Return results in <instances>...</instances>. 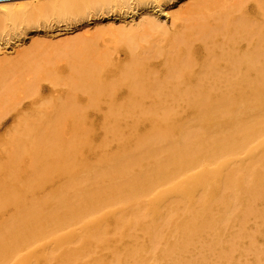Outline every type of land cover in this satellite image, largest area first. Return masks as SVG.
<instances>
[{"label":"bare ground","instance_id":"bare-ground-1","mask_svg":"<svg viewBox=\"0 0 264 264\" xmlns=\"http://www.w3.org/2000/svg\"><path fill=\"white\" fill-rule=\"evenodd\" d=\"M167 2L0 0V38L12 41L0 40V132H35L32 186L73 169L68 152L92 114L150 123L144 135L112 126L115 147L87 180L4 218L0 264H240L239 242L254 247L253 223H264L251 200L264 204V0H175L173 11ZM107 35L124 44L112 59L99 45ZM53 71L63 73L58 90L45 85ZM61 132L70 141L47 140ZM141 202L146 210H133ZM12 203L0 188V211ZM202 238L209 256L192 253Z\"/></svg>","mask_w":264,"mask_h":264},{"label":"rangeland","instance_id":"rangeland-1","mask_svg":"<svg viewBox=\"0 0 264 264\" xmlns=\"http://www.w3.org/2000/svg\"><path fill=\"white\" fill-rule=\"evenodd\" d=\"M175 2V0H169L167 2L168 4L164 5L166 8H170V6ZM191 1V0H189ZM171 2V3H170ZM176 6H173L170 8L171 11L175 9ZM252 7H248V9L243 8L242 11L248 13L249 15L253 16L255 13L252 11ZM215 10V9H214ZM214 10H209L208 13H212ZM175 11V10H174ZM33 30H29L26 33V36H21V39L23 41H26L29 37L33 36L35 32H32ZM32 34V35H30ZM44 34V33H40ZM48 36V34H46ZM107 38V41H100L99 45H101L102 49H106L105 55L108 56L105 58L112 59V57H115L116 51H122L124 48L123 42L115 41L114 36L107 35L105 36V39ZM116 38V37H115ZM6 39V40H5ZM0 38L1 45L3 47H6L11 44L12 41L8 40V38ZM117 40V38H116ZM121 40V39H120ZM120 42V43H118ZM8 43V44H7ZM247 47V46H246ZM120 48V49H119ZM115 49V50H114ZM204 54V52H201ZM200 53V54H201ZM108 54V55H107ZM201 54V55H203ZM193 55L198 56V53H193ZM200 55V56H201ZM204 56V55H203ZM202 56V57H203ZM63 62V61H62ZM61 63V61L59 62ZM65 63V62H64ZM110 61H105L104 65H108V67H103L106 70H110L111 64ZM56 67V66H55ZM54 70V69H53ZM66 70V69H65ZM64 70V71H65ZM67 71V70H66ZM65 71V72H66ZM56 71L50 72V80L49 82L46 81L45 85L49 87L51 90H55L59 88V84L61 83V78L59 76H62L61 74H55ZM67 74V73H65ZM53 76V78H52ZM60 78H58V77ZM251 79L254 77L253 73H250ZM56 78V79H55ZM55 79V80H54ZM60 81V83H59ZM105 84L110 82V79L108 77L104 78L103 81ZM58 90V89H57ZM46 94L48 92H45ZM53 101H55L53 99ZM108 102H102L101 106L104 109H108ZM174 105V104H172ZM44 106V105H43ZM39 108V106H38ZM44 108V107H42ZM35 108H30L28 111H31L32 113L36 112L34 111ZM158 115H160L158 113ZM124 116V115H123ZM123 116H109L105 115V117H98L96 114H92L88 119V125L87 128L79 132L77 136L75 137L77 144L75 146L74 152H68V157L71 154V158L73 159L74 167L73 169L66 171L65 174H57L58 177L53 176V182L52 183H45L43 186H32V181L36 179V174L38 173V168L34 169L31 166V160L26 155L25 151L28 149H32L36 146L35 144V136L34 133H29V131H9L8 133L5 132L1 134L0 132V188H5L6 192L8 193L9 197H15L16 198V204L13 206V203L9 207H4L0 211V222L8 217L11 214H17L22 211H39L40 209L37 208L36 203L39 202L40 199L53 196L56 191V188H61L64 185L66 186V183H69V181L72 182H83L87 180V177L90 176V173L94 170L96 166H100L102 163V157H103V151L104 148H114L116 144V140L114 137H112L113 132L112 126L116 131H123V132H130L131 129H133L134 132L139 133L140 135L146 134L150 128V123L147 122V120L144 121H137L133 122L134 120L131 119V116L123 117ZM137 116V115H135ZM32 116L28 115L26 117V120L30 121L32 120ZM11 125V120L8 123ZM14 123H12L13 125ZM188 125L194 126L193 121H189ZM53 139H59V141H70V134L61 132L60 135L56 138L55 136H49L47 137V140H53ZM68 148L71 149V144H65ZM87 145H91L93 147V151L90 150V152L86 151ZM92 151V152H91ZM5 160L6 162H4ZM7 184H4V183ZM61 186V187H60ZM80 186V185H79ZM63 189V188H62ZM55 192V193H54ZM77 192V191H76ZM54 193V194H53ZM59 193V192H58ZM6 194V193H5ZM4 195V193H2ZM58 195V194H57ZM61 195H66L65 192H61ZM253 201V206L255 205L257 208V204L260 206H264V204L260 203L257 199H251ZM251 201V202H252ZM258 201V202H257ZM26 206V207H24ZM147 205L143 202L140 203L137 207H134L133 210H139L141 212L146 210ZM255 207V209H256ZM46 212V211H45ZM127 217L130 216V210L127 209ZM124 215V218L126 217ZM260 221L259 219H257ZM253 221V220H251ZM253 223V225L250 221L247 223V226L253 225L255 228H257L259 231L258 234L255 232L256 239L254 240V247L248 246V242L243 239L239 242V245L236 248V251H233V256L239 257L240 264H264V223L262 225H259V222ZM261 222V221H260ZM146 224V222H145ZM257 224V225H256ZM229 226V232L234 231L237 228L236 224H228ZM231 225V226H230ZM261 227H259V226ZM114 227L115 224L111 223L108 225L109 233L108 236H115L114 234ZM171 227H174L173 223H171ZM252 227V228H253ZM249 230V229H248ZM226 236L227 233H224ZM1 236H5V233H0V239ZM135 237V241L143 243L145 241V236L141 232H135L133 233V236ZM170 237H172V234H170ZM169 237V239H170ZM227 239V237H225ZM222 239V240H226ZM206 240V237H205ZM2 241V240H0ZM128 241L127 244H130ZM203 243V245L206 248H203L201 250L199 249L200 243ZM206 243V242H205ZM203 241V238L200 241H195L193 248H191L193 255L198 251L200 253H205L208 256L213 252V247L208 248L207 244H205ZM132 245V244H130ZM159 247L161 244L158 245ZM92 249H96L95 247H91ZM247 249V253H245V250ZM3 250V249H2ZM149 250V249H148ZM195 252V253H194ZM2 253H6L3 251ZM191 254V253H190ZM244 254V255H243ZM241 255V256H240ZM5 255H1L0 258L4 257ZM207 260L203 261L201 264H228L226 262H223L222 260H217L213 257H207L205 258Z\"/></svg>","mask_w":264,"mask_h":264}]
</instances>
